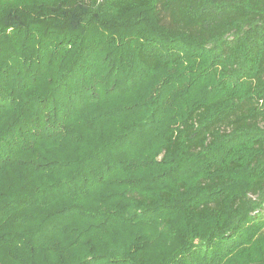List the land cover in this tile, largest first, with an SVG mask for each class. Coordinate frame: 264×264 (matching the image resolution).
Returning <instances> with one entry per match:
<instances>
[{
	"label": "trees",
	"instance_id": "1",
	"mask_svg": "<svg viewBox=\"0 0 264 264\" xmlns=\"http://www.w3.org/2000/svg\"><path fill=\"white\" fill-rule=\"evenodd\" d=\"M0 264H264V0H0Z\"/></svg>",
	"mask_w": 264,
	"mask_h": 264
}]
</instances>
